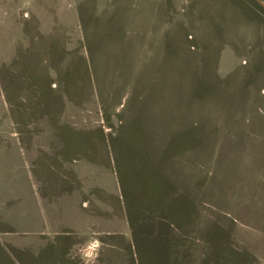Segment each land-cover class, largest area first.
<instances>
[{
  "label": "rangeland",
  "instance_id": "obj_1",
  "mask_svg": "<svg viewBox=\"0 0 264 264\" xmlns=\"http://www.w3.org/2000/svg\"><path fill=\"white\" fill-rule=\"evenodd\" d=\"M101 263L264 264V0H0V264Z\"/></svg>",
  "mask_w": 264,
  "mask_h": 264
},
{
  "label": "crops",
  "instance_id": "obj_2",
  "mask_svg": "<svg viewBox=\"0 0 264 264\" xmlns=\"http://www.w3.org/2000/svg\"><path fill=\"white\" fill-rule=\"evenodd\" d=\"M8 186L6 187V198L9 200L7 203L5 201V206L6 208H9L11 210H14V198L15 194H19L18 190L14 188L13 186V179H9V181H7ZM20 196H21V201L20 203L17 205L18 208H21V213H22V225L26 226L29 223V209H30V202H29V198H28V193H26V190L24 189L23 184H21V189H20ZM85 216V221L88 220V215H84ZM73 220V217H72ZM73 223V222H72ZM23 226V227H24ZM40 228V227H39ZM104 263V262H102ZM101 263V264H102Z\"/></svg>",
  "mask_w": 264,
  "mask_h": 264
}]
</instances>
